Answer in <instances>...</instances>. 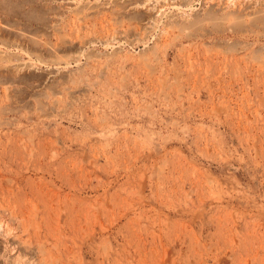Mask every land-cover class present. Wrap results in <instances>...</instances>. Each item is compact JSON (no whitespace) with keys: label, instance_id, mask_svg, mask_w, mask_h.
<instances>
[{"label":"rangeland","instance_id":"374dc122","mask_svg":"<svg viewBox=\"0 0 264 264\" xmlns=\"http://www.w3.org/2000/svg\"><path fill=\"white\" fill-rule=\"evenodd\" d=\"M0 264H264V0H0Z\"/></svg>","mask_w":264,"mask_h":264}]
</instances>
